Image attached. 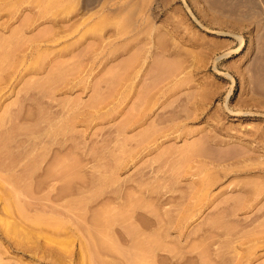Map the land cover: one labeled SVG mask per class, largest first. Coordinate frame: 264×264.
Wrapping results in <instances>:
<instances>
[{
  "label": "rangeland",
  "instance_id": "obj_1",
  "mask_svg": "<svg viewBox=\"0 0 264 264\" xmlns=\"http://www.w3.org/2000/svg\"><path fill=\"white\" fill-rule=\"evenodd\" d=\"M0 264H264V0H0Z\"/></svg>",
  "mask_w": 264,
  "mask_h": 264
},
{
  "label": "bare ground",
  "instance_id": "obj_2",
  "mask_svg": "<svg viewBox=\"0 0 264 264\" xmlns=\"http://www.w3.org/2000/svg\"><path fill=\"white\" fill-rule=\"evenodd\" d=\"M6 201H9V199L8 200H6ZM10 202V201H9ZM87 244V243H86ZM84 248H87V247H84ZM89 248V247H88ZM88 251V250H87ZM90 251V250H89ZM89 251H88V253H89ZM84 252V251H83ZM90 255V254H89ZM89 257V256H88Z\"/></svg>",
  "mask_w": 264,
  "mask_h": 264
}]
</instances>
